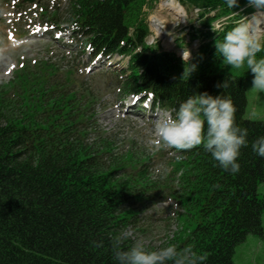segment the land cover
<instances>
[{
  "label": "trees",
  "instance_id": "trees-1",
  "mask_svg": "<svg viewBox=\"0 0 264 264\" xmlns=\"http://www.w3.org/2000/svg\"><path fill=\"white\" fill-rule=\"evenodd\" d=\"M159 1L68 0L66 23L93 55L129 57L120 76L127 96L152 98L173 114L199 92L230 97L236 123L248 129L240 171L224 170L202 145H160L146 154L132 146L118 150L103 135L91 141L95 99L75 72L48 61L23 64L0 86V264H118L114 237L130 247L135 240L129 232L144 234L146 213L168 199L180 209L178 231L168 243L193 246L207 257L205 264H234L236 246L263 233L258 187L264 157L251 145L264 135V122L245 117L252 74L223 63L215 47L255 9L248 0L232 9L225 0H178L199 10L198 26L185 31L189 42L180 43L198 47L184 60L147 42L145 9ZM48 12L42 9L43 23L56 21ZM225 79L229 86L218 88ZM158 160L164 161L159 171Z\"/></svg>",
  "mask_w": 264,
  "mask_h": 264
},
{
  "label": "rangeland",
  "instance_id": "rangeland-1",
  "mask_svg": "<svg viewBox=\"0 0 264 264\" xmlns=\"http://www.w3.org/2000/svg\"><path fill=\"white\" fill-rule=\"evenodd\" d=\"M164 1L168 0H161L151 5L150 9L146 8L152 33L148 42L152 44L157 41L162 49L182 56L184 51H188L190 56L198 43H191L188 47H180V43L183 39L189 42L185 31L192 24L198 26V11L184 7L174 0L185 11L184 17L174 18L170 11L161 9L160 4ZM67 3V0H0V86L12 80L15 70L23 64L33 65L38 61H48L58 65L62 71L73 70L76 79L84 84L87 93L92 94L95 99L96 124L92 123L93 130L89 139L94 141L103 135L116 141L118 150L132 146L140 148L146 154H152L160 146L153 143L154 122L157 114H163L165 111L157 109L150 112L149 109H143L144 106L140 107V110L143 109L142 113L138 111L133 114L126 111L125 102L129 103L134 98L141 99V96H127L122 90L120 76L126 67L127 57L115 55L109 61L102 57L93 58V54L86 50L84 37L73 32L66 23L69 6ZM45 8H48L49 15L54 13L56 21L53 23L57 24L55 26L66 30L62 39H55L54 32L58 29L52 32L53 23H43V17L39 13L40 9ZM156 20L160 21V32L155 31L153 27ZM33 26H36V29H45L47 27L44 26H48L52 34L47 33L42 38L33 36ZM247 99L245 117L264 122V91L252 87V75L247 78ZM163 166L164 161L158 160L155 170L159 171ZM258 191L264 199V182L259 185ZM170 213L168 206L160 205L158 212H150L144 234L131 230L129 235L134 240H142L149 249L165 246L166 237L174 230ZM262 224V234H251L236 246L234 264H264V216Z\"/></svg>",
  "mask_w": 264,
  "mask_h": 264
},
{
  "label": "clouds",
  "instance_id": "clouds-1",
  "mask_svg": "<svg viewBox=\"0 0 264 264\" xmlns=\"http://www.w3.org/2000/svg\"><path fill=\"white\" fill-rule=\"evenodd\" d=\"M229 9L239 0H225ZM255 11L244 15L223 38L216 40L217 53L223 63L233 69L245 68L252 74V87L264 91V0H248ZM189 52L184 51L187 59ZM218 88H227L228 79L218 82ZM236 107L228 96L213 95L207 91L189 96L173 113L157 114L154 122L153 143L177 150L202 145L224 170L236 174L241 165L238 157L242 146L249 141L248 129L236 123ZM252 150L264 157V135L252 142ZM122 237L113 239L114 258L118 264H205L207 257L189 245L180 249L175 243L150 250L140 240L122 248Z\"/></svg>",
  "mask_w": 264,
  "mask_h": 264
},
{
  "label": "bare ground",
  "instance_id": "bare-ground-1",
  "mask_svg": "<svg viewBox=\"0 0 264 264\" xmlns=\"http://www.w3.org/2000/svg\"><path fill=\"white\" fill-rule=\"evenodd\" d=\"M161 9L163 10H167L170 11L173 15L174 18H182L185 15V11L183 9L182 6H180L178 3H176V1L174 0H168V1H164L160 4ZM159 20L154 21L153 27L155 29V31L160 32L161 29H159ZM43 34V33H42ZM41 35V34H39ZM43 37V36H42ZM40 37V38H42ZM136 103L135 100H131L129 106L126 108V111L129 113H132L134 111V104ZM114 117H116L115 115H113ZM112 117V116H110Z\"/></svg>",
  "mask_w": 264,
  "mask_h": 264
}]
</instances>
